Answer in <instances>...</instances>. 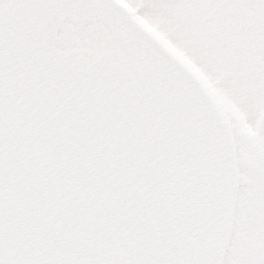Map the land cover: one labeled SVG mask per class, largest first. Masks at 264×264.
<instances>
[{"label": "snow or ice", "instance_id": "snow-or-ice-1", "mask_svg": "<svg viewBox=\"0 0 264 264\" xmlns=\"http://www.w3.org/2000/svg\"><path fill=\"white\" fill-rule=\"evenodd\" d=\"M0 264H264V0H0Z\"/></svg>", "mask_w": 264, "mask_h": 264}]
</instances>
